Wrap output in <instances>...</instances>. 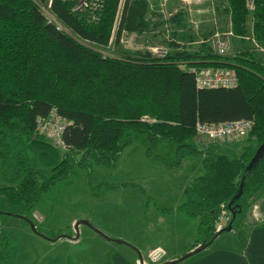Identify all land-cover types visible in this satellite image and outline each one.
Returning a JSON list of instances; mask_svg holds the SVG:
<instances>
[{"label": "trees", "instance_id": "trees-1", "mask_svg": "<svg viewBox=\"0 0 264 264\" xmlns=\"http://www.w3.org/2000/svg\"><path fill=\"white\" fill-rule=\"evenodd\" d=\"M225 1L232 32L245 34L251 12L253 38L264 45V0H253L252 11L245 0ZM119 2L105 0L95 22L73 13L71 4L63 0H52L50 13L79 38L106 45ZM146 9V0L122 1L115 43L125 30L148 27ZM177 59L187 60L188 67L232 68L237 84L199 88L194 73L181 69ZM53 109L66 121L61 134L68 146L64 151L36 132L37 119ZM238 119L253 121L248 143L258 146L264 141V62L252 54L245 52L229 63L202 45L193 54L163 58L103 56L47 22L34 0H0V172L4 182L0 216H26L75 167L90 172L94 164L115 165L131 142V132L143 135L147 155L168 168L178 167L187 156H203L201 172L184 188V201L177 210L198 218L197 234L208 241L223 210L237 212L244 195L250 201L264 196L263 153L245 174L242 194L228 206L257 146L244 145L240 155L231 158L216 143L203 150L189 143L196 123ZM11 142L35 156L41 167L31 166L23 153H17L10 173ZM161 142L175 145L172 161L153 154ZM8 245L0 230V261H8Z\"/></svg>", "mask_w": 264, "mask_h": 264}, {"label": "rangeland", "instance_id": "rangeland-1", "mask_svg": "<svg viewBox=\"0 0 264 264\" xmlns=\"http://www.w3.org/2000/svg\"><path fill=\"white\" fill-rule=\"evenodd\" d=\"M63 1L71 4L73 13L88 18L89 22L100 18L105 5V0H99V9L82 10L79 6L75 8L79 4L78 0ZM122 1L117 6L112 36L106 45L83 40L64 26L62 29L82 45L103 56L118 58H163L152 50L158 47L164 48L166 55L193 54L202 45H207L215 53V35L219 34V38L227 41L225 52L217 55L221 60L231 63L246 52L252 54L256 61L264 62V52L256 49L251 40V12L245 23V34L236 35L231 30L225 0H146L144 20L149 23L148 27L125 30L115 43L113 33L119 21ZM34 2L44 14L49 15V10H43L46 9L47 1L44 4ZM245 2L246 5H253V0ZM229 31L232 33L224 35ZM257 44L264 47L259 42ZM177 63L183 65L182 69H188L187 60H178ZM225 68L233 71L232 68ZM128 136L131 142L122 149L115 165L104 167L94 164L90 172L75 167L71 176L59 180L37 201L26 218L50 237L61 234L74 237L76 232L73 224L85 219L108 237L120 239L138 249L144 264H162L180 258L204 242V238L197 234L198 218L189 217L177 210L184 201V188L201 172L200 159L198 156H187L178 167L168 168L147 155L148 142L143 135L135 136L129 132ZM44 139L51 143L47 137ZM243 141L245 145L257 146L255 142L248 143L246 138ZM189 143L203 150L213 142L194 133ZM11 146L12 154L7 162L10 173L14 170V157L17 153H23L31 166L41 167L36 157L24 147L14 142H11ZM174 151L173 143L161 142L153 154L172 161ZM1 185L4 182L0 172ZM240 203L242 208L235 212L231 230L222 232L219 241H229L232 235L237 239L239 234H245L246 228L264 222V196L250 201L244 195ZM231 218L232 213L223 210L215 222V232L224 228ZM0 222L1 230L9 241L8 264H33L35 260L43 264L47 260L42 259L44 249L35 245L33 232L23 219L2 215ZM41 223L43 226H40ZM81 229L78 243H65L53 248L48 254V260L52 257L59 264H89L101 258V261H105L106 257L117 252L119 256L139 264L137 253L126 244L108 241L88 226L82 225ZM196 254L176 264H189L196 258ZM7 262L2 260L0 264Z\"/></svg>", "mask_w": 264, "mask_h": 264}, {"label": "built area", "instance_id": "built-area-1", "mask_svg": "<svg viewBox=\"0 0 264 264\" xmlns=\"http://www.w3.org/2000/svg\"><path fill=\"white\" fill-rule=\"evenodd\" d=\"M46 1V9L44 8L43 10L50 11V3L52 0ZM78 2L79 4H77L75 8H77L78 6L82 10H97L100 8V5L98 3L99 0H78ZM246 6L248 7V9H252L253 5L247 4ZM43 15L45 16L47 22L53 24L57 29H62V25L51 13H49V15L43 13ZM231 33L232 32L229 31L224 33V35H228ZM218 36L219 34L215 35V37H217L214 41L216 46L215 53L217 55H221L225 52L227 41L219 38ZM251 40L254 42L256 49L264 52V47L257 44L258 42L254 38H252ZM152 50L155 52L157 51L159 56L164 57L166 55V51L162 47L154 48ZM182 66V64H179V67L181 69ZM188 70L194 73L195 84L199 88L233 87L237 84V77L234 71L227 70L225 67H188ZM65 126V119L58 116L56 111L53 109L46 117L37 119L36 132L40 135H43L44 137H47L48 140H50L56 148L66 150L68 146L64 144L61 138V134ZM252 127L253 121L251 119H238L218 123H196L195 134L205 136L209 139L210 142L218 144L224 140H243L247 137Z\"/></svg>", "mask_w": 264, "mask_h": 264}, {"label": "crops", "instance_id": "crops-1", "mask_svg": "<svg viewBox=\"0 0 264 264\" xmlns=\"http://www.w3.org/2000/svg\"><path fill=\"white\" fill-rule=\"evenodd\" d=\"M244 145L245 141L243 140H224L218 143L220 152L231 158L238 157ZM202 157V155L198 156L200 163ZM262 222L254 227L246 228L245 234L241 236L239 234L237 239L232 235L229 241H219V235L209 246L198 252L199 255L196 254V258L189 264H264V222ZM42 224L43 223H41L40 226ZM81 226L82 225H79L78 227L79 234L82 232ZM35 228L39 233L46 236L42 237L32 231L34 235L32 239L35 245L44 249L42 259L46 258L47 260H45L43 264H59L54 261L55 258L53 259L51 257L48 260V254H50L53 248L62 246L65 243L75 244L79 242V236L77 239H67L59 236L50 237L47 232L39 230L37 227ZM111 255L112 256L106 257L105 261H101V258L99 261H93L89 264H134L133 261L119 256L117 252ZM66 256L68 257V255ZM35 261L37 262V260ZM36 264H38V262Z\"/></svg>", "mask_w": 264, "mask_h": 264}, {"label": "water", "instance_id": "water-1", "mask_svg": "<svg viewBox=\"0 0 264 264\" xmlns=\"http://www.w3.org/2000/svg\"><path fill=\"white\" fill-rule=\"evenodd\" d=\"M264 153V141L262 143H260L253 156L251 157L250 161L248 162V164L246 165L243 173H242V176L240 177V181H239V187H238V190L237 192L235 193V195L233 196V198L230 200L228 206H230L234 201H236L240 195L242 194V189H243V183H244V177H245V174L251 169V167L255 164V162L261 157V155ZM18 218H21L23 219L24 221L27 222V224L30 226L31 230L42 236V237H46L44 234L42 233H39L35 226L33 225V223L26 218V216H16ZM235 217V212H232V218L231 220L229 221V223L222 229H219L217 230L213 236L208 240V241H204L202 243H200L199 245H197L195 248H193L192 250L188 251L187 253H185L184 255H182L180 258H175V259H172V260H169V261H165L163 262L162 264H176L180 261H183L185 260L186 258L190 257L191 255H194L202 250H204L207 246H209L222 232L224 231H230L231 230V222L233 220V218ZM79 225H85V226H88L89 228L93 229L97 234H99L101 237H103L104 239L108 240V241H111V242H114V243H121V244H126L128 247L132 248L136 253H137V256H138V263L139 264H144L143 263V260H142V257H141V253L138 249H136L135 247H132L131 245L125 243L124 241L120 240V239H113V238H110L108 237L107 235H105L103 232L99 231L98 229H96L95 227H93L89 221L85 220V219H80V220H77L74 224H73V228L76 232V235L74 237L72 236H69L67 234H61L59 237H64V238H67V239H77L78 236H79V231H78V226Z\"/></svg>", "mask_w": 264, "mask_h": 264}]
</instances>
